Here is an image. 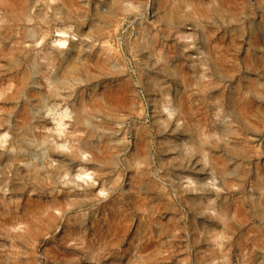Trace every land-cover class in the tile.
<instances>
[{"label": "rangeland", "instance_id": "rangeland-1", "mask_svg": "<svg viewBox=\"0 0 264 264\" xmlns=\"http://www.w3.org/2000/svg\"><path fill=\"white\" fill-rule=\"evenodd\" d=\"M69 1L0 0V264H264V0Z\"/></svg>", "mask_w": 264, "mask_h": 264}, {"label": "bare ground", "instance_id": "bare-ground-1", "mask_svg": "<svg viewBox=\"0 0 264 264\" xmlns=\"http://www.w3.org/2000/svg\"><path fill=\"white\" fill-rule=\"evenodd\" d=\"M3 3H4V5H6V7L9 9V11L12 13V14H14V16L16 17V15L17 16H20L22 19H24L25 21H27V20H29L28 19V16H25L26 14H25V11H24V5H23V0H22V2L21 3H19V4H14L13 2L11 3L10 2V0L9 1H7V0H1ZM16 1V0H15ZM27 1V0H26ZM17 2H19L18 0H17ZM114 3H115V5H114V7H113V9H112V12H113V14H117V13H119V12H121L122 11V5H123V0H115L114 1ZM124 3H126V1L124 2ZM26 4V3H25ZM64 4L66 5L65 7H67L68 8V10H70L71 8H73L74 10H75V4L76 3H71V1H69V0H64ZM160 4L162 5V6H164L165 7V4H167V2H166V0H160ZM70 11H72V10H70ZM9 12V13H10ZM201 12H203L204 14L206 13V10L205 9H202V11ZM173 13H174V10L171 8V10L170 9H168V8H164L163 9V11H162V15H161V17H162V19H163V21L164 22H169V20L171 19V17H173ZM59 43L60 44H62L63 43V41H60L59 40ZM50 58V57H49ZM48 61V60H47ZM60 62V61H59ZM257 65H259V64H257ZM261 66V65H260ZM263 66V65H262ZM52 68V67H51ZM47 70V69H46ZM61 71H60V74L59 75H56L57 76V78H55L54 77V79H55V81H54V79H52L53 80V82L55 83V85L56 86H63V85H66V83H67V76L69 75V74H72L74 71H75V67H74V64H73V62L72 61H70V62H67V63H65L63 66H62V69H60ZM77 70V69H76ZM49 71V70H48ZM50 72H51V70H50ZM49 73V72H48ZM46 76V75H45ZM28 77V76H27ZM49 77V76H48ZM47 78V77H46ZM70 78V77H69ZM25 79H26V75L25 74H22L19 78H18V80H17V84H16V86H15V88H16V90L17 89H20V88H22L24 85H25ZM49 81V80H48ZM52 81H50V83H51ZM155 83V81L152 79L151 80V84H154ZM49 84V83H48ZM53 85V84H52ZM68 85V84H67ZM66 85V86H67ZM55 87V86H54ZM49 89H50V87H49ZM49 92H50V96L51 97H54V96H56L57 95V92L56 91H54V90H48ZM48 98V97H47ZM77 111V110H76ZM76 114H78V113H76ZM78 117H77V119L78 118H80L79 116L80 115H77ZM84 145V144H83ZM84 148V147H83ZM86 151H89V152H92V150H93V146L91 145V144H86V146H85V148H84ZM77 150V149H76ZM80 150V149H79ZM78 150V151H79ZM195 150H199V148H198V146H196L195 147ZM77 151V152H78ZM77 152L76 151H74V152H72L71 154H73V156H76L77 155ZM95 152V151H94ZM93 158H94V160H96V161H98V157H97V155L96 154H94L93 153ZM106 162L108 163V164H112V161L111 160H106ZM226 174V173H225ZM227 175V174H226ZM138 182H140V183H142V180H138ZM147 182H149V181H147ZM257 182H258V184H262V180L261 179H258L257 180ZM226 183H228V181H226ZM144 185V184H143ZM147 185H148V187H152V184L149 182V183H147ZM257 198V197H256ZM255 198V199H256ZM251 201V200H250ZM253 209H254V211H255V213H256V216L259 218V219H264V203L261 201V200H259V198H257L256 199V201H254L253 202ZM226 209L225 210H223V213H224V215L226 216ZM255 215V214H254ZM80 221V220H79ZM223 222V221H222ZM227 226V225H226Z\"/></svg>", "mask_w": 264, "mask_h": 264}]
</instances>
